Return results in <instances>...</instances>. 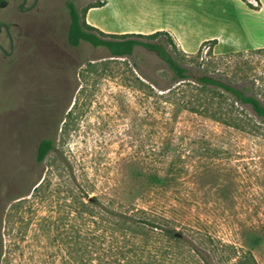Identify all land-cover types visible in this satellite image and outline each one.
Returning a JSON list of instances; mask_svg holds the SVG:
<instances>
[{"label": "rangeland", "instance_id": "374dc122", "mask_svg": "<svg viewBox=\"0 0 264 264\" xmlns=\"http://www.w3.org/2000/svg\"><path fill=\"white\" fill-rule=\"evenodd\" d=\"M5 1L13 53H0V264H235L234 252L264 264V122L245 109L233 114L251 121L241 128L192 112L199 86L175 81L143 47L125 58L70 47L67 2L81 13L102 0H37L24 12ZM85 20L106 34L165 31L191 78L255 82L264 101V55L252 52L264 48V18L245 4L105 0ZM44 139L54 147L38 163ZM133 208L183 238L122 225L110 240L106 212Z\"/></svg>", "mask_w": 264, "mask_h": 264}, {"label": "trees", "instance_id": "16d2710c", "mask_svg": "<svg viewBox=\"0 0 264 264\" xmlns=\"http://www.w3.org/2000/svg\"><path fill=\"white\" fill-rule=\"evenodd\" d=\"M250 9L257 8L242 0ZM258 4V0H255ZM105 0L86 6L80 13L75 5L67 2V11L69 15V25L66 31V41L70 47H77L80 43H87L93 48H104L110 57L125 58L133 55L135 47L140 46L149 51H153L165 63L173 75V79L182 82L192 79L199 86L201 93L205 94L203 99L196 107H188L192 112L198 114H211L215 121L241 128L248 122L237 118L233 114H243L245 109L249 114H253L261 122H264V101L259 99V88L255 82H244L238 85L226 78L214 77L208 72H202L195 78L188 75V69L183 65V54L180 51L171 36L165 31H157L152 34H106L89 25L85 20V14L92 8L102 7ZM162 38V39H161ZM216 42L208 41L205 45L213 46ZM211 48V47H210ZM253 53L264 55V48L252 50ZM183 55V56H182ZM257 129V128H256ZM257 131V130H256ZM52 140H42L38 143L36 150V161L41 163L48 153L53 150ZM109 218V237L112 241L115 239L117 227L122 225L127 229H160L170 239H182V234L169 228L170 221L147 209L133 208L130 211L123 212L122 215L116 214L113 210L106 212ZM134 245V244H133ZM112 255H119L122 261V248L116 252L109 247ZM98 254H96V258ZM235 264H258L250 253L237 255L234 252ZM120 261V260H119ZM111 264H113L111 262ZM118 264H122L121 262Z\"/></svg>", "mask_w": 264, "mask_h": 264}, {"label": "crops", "instance_id": "0c3cea01", "mask_svg": "<svg viewBox=\"0 0 264 264\" xmlns=\"http://www.w3.org/2000/svg\"><path fill=\"white\" fill-rule=\"evenodd\" d=\"M239 2L242 3V4H245L242 0H231V3H232V5H233V7H234L236 12H238V3ZM256 6H257V9L253 10V9L248 8V6L246 5V7H247V9H249V11L253 12L257 16H262V18H264V0H258V4L256 2ZM253 24H254V20L252 18H250V19L247 18L245 27L243 26L244 35L246 37L247 42L250 43V44L253 41V40L251 41V39H252L251 37L254 34V26H253Z\"/></svg>", "mask_w": 264, "mask_h": 264}, {"label": "flooded vegetation", "instance_id": "af4514ba", "mask_svg": "<svg viewBox=\"0 0 264 264\" xmlns=\"http://www.w3.org/2000/svg\"><path fill=\"white\" fill-rule=\"evenodd\" d=\"M22 1V0H21ZM27 1V0H26ZM37 2V0H33V2H32V4H31V6H33L35 3ZM26 3V2H25ZM20 5V4H19ZM25 5V4H24ZM7 6V2L5 1V0H0V7H6ZM31 6H29V7H27V8H24V6H23V8L24 9H28V8H30ZM19 7V6H18ZM17 7V8H18ZM2 24H5V23H0V26L2 25ZM7 25V27H8V32H9V34L6 32V30L4 29V28H2L1 30H0V36L2 35V34H4L5 35V37H6V39H7V41H8V44H9V46H8V49L6 50V49H4L2 46V48H3V50H1L0 49V53L3 55V56H10V55H12V53H13V40H12V37H11V33H10V26L8 25V24H6ZM11 39V40H10ZM12 43V47H10V44Z\"/></svg>", "mask_w": 264, "mask_h": 264}, {"label": "water", "instance_id": "95a60500", "mask_svg": "<svg viewBox=\"0 0 264 264\" xmlns=\"http://www.w3.org/2000/svg\"><path fill=\"white\" fill-rule=\"evenodd\" d=\"M25 2H26V0H22V1H21L20 5H19V7H18L19 12H24V11L29 10L30 8H32V6H31V7L28 8V9H24L23 6H24ZM2 28H4V29L6 30V32L9 34V32H8V27H7L6 24H2V25L0 26V30H1ZM10 40H11V39H10ZM10 47H12V43L10 44ZM0 49L3 50V48H2L1 46H0Z\"/></svg>", "mask_w": 264, "mask_h": 264}]
</instances>
